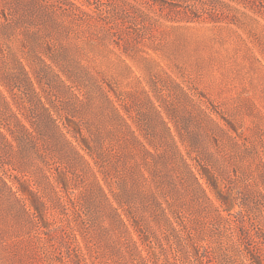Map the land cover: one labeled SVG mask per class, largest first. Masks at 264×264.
<instances>
[{
    "label": "rangeland",
    "instance_id": "1",
    "mask_svg": "<svg viewBox=\"0 0 264 264\" xmlns=\"http://www.w3.org/2000/svg\"><path fill=\"white\" fill-rule=\"evenodd\" d=\"M251 261L264 0H0V264Z\"/></svg>",
    "mask_w": 264,
    "mask_h": 264
},
{
    "label": "trees",
    "instance_id": "2",
    "mask_svg": "<svg viewBox=\"0 0 264 264\" xmlns=\"http://www.w3.org/2000/svg\"><path fill=\"white\" fill-rule=\"evenodd\" d=\"M185 253V252H184ZM248 264H256V262L255 261H251V263H248Z\"/></svg>",
    "mask_w": 264,
    "mask_h": 264
}]
</instances>
